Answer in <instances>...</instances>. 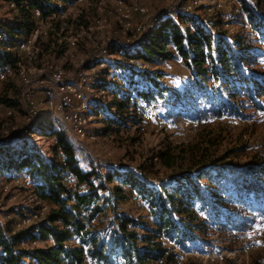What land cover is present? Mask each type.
<instances>
[{
  "label": "rangeland",
  "instance_id": "rangeland-1",
  "mask_svg": "<svg viewBox=\"0 0 264 264\" xmlns=\"http://www.w3.org/2000/svg\"><path fill=\"white\" fill-rule=\"evenodd\" d=\"M125 1L148 9L147 14L136 15L133 19L137 30L141 27L138 34L132 31L123 33L115 0L102 3L98 0L69 1L59 3L61 11L55 14L52 27L46 23L39 24L40 32L34 46L18 52L32 83L51 65L62 66L68 77L78 72L89 73L95 84L86 89L91 106L87 113L92 115L88 129L97 134L95 138H78L66 130L56 116L49 115L42 90L36 95V101L39 105L38 120L43 119L38 125L34 123L37 128L25 124L19 95L20 81L15 76L3 83L1 95L3 97L6 92L14 106H11V115L0 110V162L11 155L17 158L20 151L30 150L53 158L56 138L53 133H63L74 148L79 166L98 174L92 179L93 183H103L108 187V193L104 190L105 193H100L91 207L81 210L86 229L102 233L113 229L116 216L120 214L147 219L146 202L129 184L123 183V174L130 173L158 186L178 171H195L190 156L186 154L195 145L205 149L202 152L206 151L209 157L219 156L221 164L241 172L251 162L264 165V98L251 100L241 92L236 97L231 96L230 100L226 99L228 92L221 89L215 95H222L234 107L232 111L222 110L218 104L204 97L203 90L194 80V73L179 56L151 64L123 55V48H137L157 25L160 19L150 28L155 16L169 17L167 13L171 12L174 17L176 13L189 14L202 22L215 37L223 36L230 40V37L239 35L244 36L247 42H254L258 35L247 24L248 13L243 1L264 21V0H199L197 6H191L190 0ZM12 9L7 7L5 0H0V22H14L17 12ZM181 25L185 28L188 23L181 21ZM45 26L48 28L44 33ZM101 49H106L107 54L98 53ZM97 54L104 58L105 65L95 66V70L88 72L95 65L91 59ZM140 71L160 73L159 83L168 89L167 92L156 95L149 102L135 95L137 90L151 85ZM242 72L247 78L250 75L264 78V58ZM207 86L209 91L217 88L213 82ZM166 150H170L176 159L172 167L164 165L163 161L153 160L159 152ZM1 169L0 227L3 231L8 228L18 230V222L40 210L35 197L38 196L37 186L34 182L29 185L24 181L26 174L23 170ZM5 184H8L6 189ZM115 185L122 187L121 195L114 193ZM86 188L83 184L73 183V193L83 192ZM43 202L51 209L47 201ZM41 213L40 221L48 212L41 210ZM199 237L184 248L168 240L164 243L178 254L176 264H264L262 214L254 215V219L242 228L210 226L207 234ZM74 240L71 243H79ZM48 242L52 240L48 239ZM31 244L42 247L46 242Z\"/></svg>",
  "mask_w": 264,
  "mask_h": 264
},
{
  "label": "trees",
  "instance_id": "trees-1",
  "mask_svg": "<svg viewBox=\"0 0 264 264\" xmlns=\"http://www.w3.org/2000/svg\"><path fill=\"white\" fill-rule=\"evenodd\" d=\"M6 1L15 3L12 10L17 13L14 22H0L3 38L0 40V66L16 65V58L20 61L13 47L35 26L33 8L39 9L41 19L46 20L61 11L59 3L74 0ZM243 3L248 13L247 24L258 35L254 42H247L239 35L230 40L215 37L199 20L189 14L176 13V17L161 18L137 48H123V55L151 64L179 56L194 73V80L203 90L204 97L222 110L232 111L234 107L222 95H215L221 89L228 92L226 99L230 100L231 96L236 97L241 92L250 99L264 98V78L254 75L247 78L242 72L264 58V21L245 1ZM181 21L188 25L182 27ZM140 72L151 87L137 90L135 95L139 98L149 102L156 95L167 92L168 89L159 83L160 73ZM211 82L217 84V88L209 91L207 84ZM1 101L14 106L6 92ZM53 135L57 142L53 147V158L30 150L20 151L17 158L11 155L0 162V172L2 167L9 171L23 170L36 183L38 197L51 206L42 221L27 228L3 231L0 227V264H85L88 258L97 264H176L178 254L165 246L164 240L184 248L188 242L205 236L210 226L242 228L254 219V215H264V165L251 162L241 172L221 164L219 156L209 157L206 151L202 152L205 149L195 145L186 151L195 171H178L158 186L130 173L123 174V183L129 184L146 202L147 219L120 214L111 231H88L81 210L91 207L101 191L108 193V187L93 183L92 179L98 174L79 166L74 148L63 133ZM58 146L64 152L66 164L56 156ZM155 159L168 167L176 160L170 150L159 152L153 157ZM67 173L74 176L77 185H85V191L73 193V187L65 178ZM115 186L114 193L121 195L122 187ZM74 239L79 243H71ZM38 241L46 244L42 247L31 244Z\"/></svg>",
  "mask_w": 264,
  "mask_h": 264
},
{
  "label": "bare ground",
  "instance_id": "bare-ground-1",
  "mask_svg": "<svg viewBox=\"0 0 264 264\" xmlns=\"http://www.w3.org/2000/svg\"><path fill=\"white\" fill-rule=\"evenodd\" d=\"M77 2H80L82 0H74ZM99 3L104 2L105 0H98ZM116 2V10L120 16V21L122 24V31L123 33L125 32H130V29L127 27V24H123V20H127L131 17H134L136 15H145L148 13V9L144 7V5H140L138 3H127L125 0H115ZM199 3V0H190L191 6H197ZM6 5L9 8H14L15 3L12 1H6ZM190 8V7H189ZM33 16L35 18V26L29 33L23 34L21 37L22 39L18 41L13 49L18 55V52L21 50L28 49L31 45L34 46L35 39L37 38V34L40 32V29L38 28L39 24L46 23L49 24L52 27V23L54 22L55 15L53 14L52 16H49L46 18V20L41 19V12L37 8H33L32 10ZM169 16H171L173 13H167ZM165 17V15H157L154 18V22L151 23L150 28H153L156 21ZM53 20V21H52ZM140 30L141 27H138ZM32 38L29 40L28 39ZM2 35H0V40H2ZM124 47V45H123ZM126 48V47H125ZM103 51L104 54H107L106 49H101L100 52ZM93 62H95L92 67H90L89 71L95 70V66H103L105 65V60L103 57H100L98 54L94 55L91 59ZM1 74H0V110H5V113L7 115H11L13 112V107L7 106L5 103L1 101L2 98V85L6 81H8L10 78H17L20 81V88H19V95L21 102L23 104V110L25 112V124L28 126H32L34 123L37 121L42 120L43 118L41 117L38 120V103L36 101V95L35 96H30V105H31V111L30 107L28 106L27 102L25 101V89L27 88L28 84H32V80L30 76L28 75V70H26L21 62H17L16 65L13 64H7V65H2L0 66ZM48 77H50V80H57V76H62V77H68V75L65 74V70L63 69L62 66L58 65H51L49 66L47 72ZM42 74V73H40ZM76 76L74 78V81H61L56 83V91L55 90H49V89H42L43 91V102L46 104V106L49 108V115H54L56 118L65 125L66 130L71 131L76 137L78 138H95L97 134L95 132L91 133L90 130L88 129V125L90 122V118H92L91 114H88V110L90 109V101L86 97V89L88 90L90 87H93V84H95V80L92 79V77L86 76L85 72H78L75 73ZM70 89H81V94L84 96H79L76 99V104H75V115L74 112H65L64 115L59 114L58 112L54 111V105L53 102L58 100V97H62L63 100L65 101H72V92ZM57 92V93H56ZM32 118V121H30ZM71 121V124L69 125L68 120H73ZM79 134V135H78ZM90 139V138H89ZM54 144H57V142L54 140ZM56 156L59 158L60 162L63 164H66V159L64 152L61 147H57L56 151ZM119 167L118 169H120ZM66 181L68 184L73 187V183H75V178L71 173H67L66 176ZM24 181L31 185L33 182L31 179L25 175ZM8 187V184L4 185V188L6 189ZM104 192L101 191V194ZM102 196V195H101ZM37 199L36 204L40 205V210H36L32 212V215L30 217H25L23 220L17 223V226L20 229L27 228L31 226L32 224L39 222L40 221V215L41 210H45L49 212V209L46 205V203L43 202L42 199H40L37 195L35 196ZM35 199V198H34ZM41 213V214H40ZM47 214V213H46ZM31 219V221H30ZM17 227V228H18ZM38 232V230H35Z\"/></svg>",
  "mask_w": 264,
  "mask_h": 264
},
{
  "label": "built area",
  "instance_id": "built-area-1",
  "mask_svg": "<svg viewBox=\"0 0 264 264\" xmlns=\"http://www.w3.org/2000/svg\"><path fill=\"white\" fill-rule=\"evenodd\" d=\"M153 17L154 16H152L151 18H153ZM133 19H134V17H131L127 20H123V24H127V27L130 29V31L138 34L139 30H137V25H134ZM46 28H48V27L45 26L44 33H45ZM136 36L137 35L135 34V37ZM30 39H32V38L28 39V43H29ZM98 53L104 54L103 51L98 52ZM16 63H17V60L14 62V64H16ZM0 74H1V70H0ZM75 76H76V74L72 75V77L57 76V80H50V77H48V73L44 72L41 75L35 77V83L28 84L27 88L25 89V101L27 102L28 106L30 107V111H31L30 96L38 95V92H41L42 89H49V90H55L56 91V83L57 82L74 81ZM86 76H89V73H86ZM70 91L72 92V101H65L62 99V97H58V100L53 102L55 112H58L61 115H64L65 112H74V115H75L76 99H77V97L84 96V95L81 94V89H70ZM30 121H32V118ZM68 121H69V125H70L71 121H74V119L68 120ZM30 221H31V219H30ZM86 262L88 264H90L91 262H95V261L86 259L85 263Z\"/></svg>",
  "mask_w": 264,
  "mask_h": 264
},
{
  "label": "crops",
  "instance_id": "crops-1",
  "mask_svg": "<svg viewBox=\"0 0 264 264\" xmlns=\"http://www.w3.org/2000/svg\"><path fill=\"white\" fill-rule=\"evenodd\" d=\"M135 17V16H134Z\"/></svg>",
  "mask_w": 264,
  "mask_h": 264
}]
</instances>
